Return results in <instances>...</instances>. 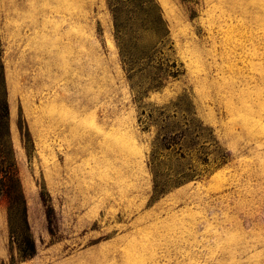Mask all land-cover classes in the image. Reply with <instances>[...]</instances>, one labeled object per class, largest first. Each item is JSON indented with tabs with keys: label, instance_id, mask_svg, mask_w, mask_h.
<instances>
[{
	"label": "rangeland",
	"instance_id": "obj_1",
	"mask_svg": "<svg viewBox=\"0 0 264 264\" xmlns=\"http://www.w3.org/2000/svg\"><path fill=\"white\" fill-rule=\"evenodd\" d=\"M153 5L118 35L109 0H0L36 245L0 198V264H264V0Z\"/></svg>",
	"mask_w": 264,
	"mask_h": 264
},
{
	"label": "trees",
	"instance_id": "obj_2",
	"mask_svg": "<svg viewBox=\"0 0 264 264\" xmlns=\"http://www.w3.org/2000/svg\"><path fill=\"white\" fill-rule=\"evenodd\" d=\"M109 2L114 14L118 35L127 30V23L135 21L141 16L144 17V21L149 20L152 27L154 26L157 30H160V20L154 13V0H132L129 2L133 5L132 8L126 11L121 9V0H109ZM9 139V106L7 103L4 65L0 52V198L7 203L11 234L16 240L22 257L27 258L36 254V245L30 235L27 205L18 175V168L13 162Z\"/></svg>",
	"mask_w": 264,
	"mask_h": 264
}]
</instances>
